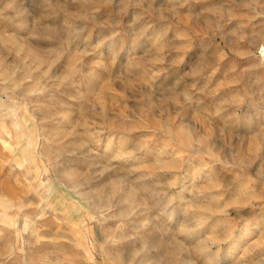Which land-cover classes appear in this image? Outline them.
Instances as JSON below:
<instances>
[{
	"label": "rangeland",
	"instance_id": "rangeland-1",
	"mask_svg": "<svg viewBox=\"0 0 264 264\" xmlns=\"http://www.w3.org/2000/svg\"><path fill=\"white\" fill-rule=\"evenodd\" d=\"M0 264H264V0H0Z\"/></svg>",
	"mask_w": 264,
	"mask_h": 264
},
{
	"label": "bare ground",
	"instance_id": "bare-ground-1",
	"mask_svg": "<svg viewBox=\"0 0 264 264\" xmlns=\"http://www.w3.org/2000/svg\"><path fill=\"white\" fill-rule=\"evenodd\" d=\"M189 134H190V133H189ZM258 226H260V224H259ZM251 231H252L251 229L243 230V231L240 233V235H238V238H237V240H236L235 242H238V241L241 240L242 237L251 234V233H252Z\"/></svg>",
	"mask_w": 264,
	"mask_h": 264
}]
</instances>
